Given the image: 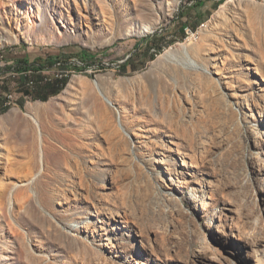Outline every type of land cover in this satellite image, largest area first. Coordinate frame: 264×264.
I'll use <instances>...</instances> for the list:
<instances>
[{"label":"rangeland","instance_id":"rangeland-1","mask_svg":"<svg viewBox=\"0 0 264 264\" xmlns=\"http://www.w3.org/2000/svg\"><path fill=\"white\" fill-rule=\"evenodd\" d=\"M0 264H264V0H0Z\"/></svg>","mask_w":264,"mask_h":264},{"label":"bare ground","instance_id":"bare-ground-1","mask_svg":"<svg viewBox=\"0 0 264 264\" xmlns=\"http://www.w3.org/2000/svg\"><path fill=\"white\" fill-rule=\"evenodd\" d=\"M191 44V42L187 41L182 43V47L184 48L183 50V54H184V58H183V62L186 65H192L196 68H204L206 71L210 72V69L207 68L206 65L200 66L199 62L195 59V57L193 56L191 49L189 48V45ZM205 70H203L204 73H206L208 75V72H206ZM69 76V72H64L63 71V77H67ZM209 79H211V75H208ZM98 88L100 89L101 93L103 94L105 100H99L98 101H93L91 100L90 103L92 105V109L93 111L97 114V117H99L101 120H103L108 127H111L113 125H116L115 121H111V118L109 116V112L110 110L112 111V108H115L118 111V128L120 129V134H123L126 136H131V134L129 133L128 129L131 127L129 125H126V117L124 116V110L121 109L118 105H116V103L114 102V100L107 96L106 94L103 93L102 89L99 86V83L96 81ZM174 96H177V93L175 92ZM223 96V95H222ZM226 105H228V107H230V105L232 103H230L228 100L225 101ZM60 104H56L55 102H47L46 104H40L38 105L36 108V112H30L28 113V119L26 120V127L28 128V130H31L33 132L34 138H35V143L34 145L36 146V144H39V150L36 149V156H38V158H40V160H42V162H44V145H45V132H44V125L45 122L43 121V117L44 116H48V118H50L51 116H53V114L56 113V111L58 110ZM184 109V107H183ZM195 111V109H193ZM18 118V117H17ZM189 122V121H187ZM191 123V120H190ZM32 128V129H31ZM128 139V138H127ZM33 151V150H32ZM40 151V154H38V152ZM28 153V152H27ZM32 155V154H30ZM89 226V225H88Z\"/></svg>","mask_w":264,"mask_h":264},{"label":"built area","instance_id":"built-area-1","mask_svg":"<svg viewBox=\"0 0 264 264\" xmlns=\"http://www.w3.org/2000/svg\"><path fill=\"white\" fill-rule=\"evenodd\" d=\"M33 65H38L37 68H34V66L32 67L36 70H32L29 67L22 73H25L28 77L30 74H35V75L38 74L39 76L38 80H31L27 83V85L31 87L32 89H37L51 80H54L57 78H63V70L67 68L68 63L65 61H55L53 62L52 66L51 65L42 66V65H39L38 63L33 64ZM42 73H46V74H42Z\"/></svg>","mask_w":264,"mask_h":264},{"label":"trees","instance_id":"trees-1","mask_svg":"<svg viewBox=\"0 0 264 264\" xmlns=\"http://www.w3.org/2000/svg\"><path fill=\"white\" fill-rule=\"evenodd\" d=\"M183 33L185 34V28H183ZM49 60L51 61V63H53L52 58ZM24 61H25V63H29L28 60H24ZM38 63L40 65L43 64L41 61H39ZM130 63H132V61L130 59H128L127 62L123 65L124 71H127V68H128ZM67 83H68V76L51 80V81L47 82L46 84L37 88L35 91L36 93L33 95V98L46 101L47 99H49L50 96H53V95L60 93L65 88ZM25 91L27 94L32 93L29 88H26Z\"/></svg>","mask_w":264,"mask_h":264},{"label":"crops","instance_id":"crops-1","mask_svg":"<svg viewBox=\"0 0 264 264\" xmlns=\"http://www.w3.org/2000/svg\"><path fill=\"white\" fill-rule=\"evenodd\" d=\"M214 1H218V0H214ZM15 114H16V116L19 118V115H20L21 113H20V112H16Z\"/></svg>","mask_w":264,"mask_h":264}]
</instances>
